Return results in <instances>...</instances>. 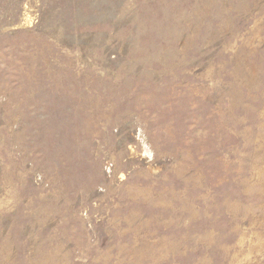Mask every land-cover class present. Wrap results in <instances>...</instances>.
<instances>
[{
	"label": "rangeland",
	"instance_id": "374dc122",
	"mask_svg": "<svg viewBox=\"0 0 264 264\" xmlns=\"http://www.w3.org/2000/svg\"><path fill=\"white\" fill-rule=\"evenodd\" d=\"M0 264H264V0H0Z\"/></svg>",
	"mask_w": 264,
	"mask_h": 264
}]
</instances>
